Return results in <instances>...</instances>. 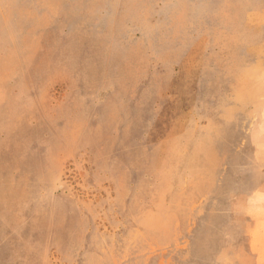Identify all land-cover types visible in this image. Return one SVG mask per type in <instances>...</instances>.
<instances>
[{
  "label": "rangeland",
  "instance_id": "obj_1",
  "mask_svg": "<svg viewBox=\"0 0 264 264\" xmlns=\"http://www.w3.org/2000/svg\"><path fill=\"white\" fill-rule=\"evenodd\" d=\"M0 264H264V0H0Z\"/></svg>",
  "mask_w": 264,
  "mask_h": 264
}]
</instances>
